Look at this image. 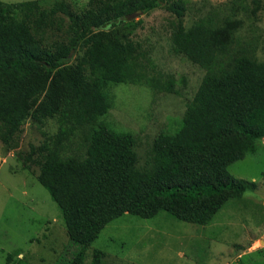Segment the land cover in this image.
Instances as JSON below:
<instances>
[{
	"label": "trees",
	"instance_id": "obj_1",
	"mask_svg": "<svg viewBox=\"0 0 264 264\" xmlns=\"http://www.w3.org/2000/svg\"><path fill=\"white\" fill-rule=\"evenodd\" d=\"M40 2L0 1V141L16 149L29 121L40 127L60 122L59 133L31 146L27 160L39 166V183L77 246L67 264H85L106 226L124 216L151 219L165 212L206 226L231 200L256 189L229 172L264 139V62L237 48L242 21L210 17L189 30L180 22L175 52L206 74L179 126L154 139L141 168L133 135L104 121L112 109L108 89L138 84L174 93V77L147 76L137 46L122 32L125 18L80 13L65 0H54L49 9ZM150 5L146 11L162 6L159 0ZM174 5L182 19L185 2ZM58 14L68 20L66 29ZM54 23L64 33L49 41ZM78 132L81 151L70 154L67 142ZM104 255L95 250L91 264H104Z\"/></svg>",
	"mask_w": 264,
	"mask_h": 264
},
{
	"label": "rangeland",
	"instance_id": "obj_2",
	"mask_svg": "<svg viewBox=\"0 0 264 264\" xmlns=\"http://www.w3.org/2000/svg\"><path fill=\"white\" fill-rule=\"evenodd\" d=\"M65 1L80 13L125 18L122 32L137 46L147 76L160 81L174 77V93L138 84L108 89L112 109L104 121L133 135L141 168L154 139L179 126L206 74L175 52L173 37L180 22L189 30L210 17L240 20L237 48H247L253 58L264 62V0H181L185 2L182 19L171 10L180 0H159L162 6L148 11L154 0ZM53 2L41 0L39 5L49 9ZM58 15L56 20L63 18L66 29L68 20ZM53 26L47 30L49 41L64 33L57 30V23ZM23 129L18 148L9 149L0 141V264H67L77 246L69 242L59 206L39 183V166L27 160L34 154L31 146L40 147L48 136L59 133L60 122L50 119L40 127L29 121ZM82 136L78 132L67 142L70 154L81 151ZM36 158L33 155L32 160ZM229 172L257 187L231 200L210 224L182 222L165 212L151 219L127 215L106 226L88 249L85 264H91L95 250L105 253L104 264H264V139L255 153L232 164Z\"/></svg>",
	"mask_w": 264,
	"mask_h": 264
}]
</instances>
